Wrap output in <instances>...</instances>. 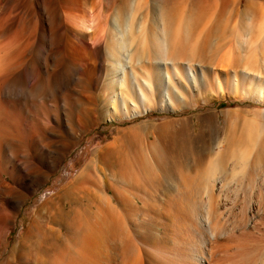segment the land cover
<instances>
[{
	"label": "bare ground",
	"instance_id": "1",
	"mask_svg": "<svg viewBox=\"0 0 264 264\" xmlns=\"http://www.w3.org/2000/svg\"><path fill=\"white\" fill-rule=\"evenodd\" d=\"M102 1L0 0V264H264V173L254 179L264 146L237 159L246 117L122 128L59 191L33 198L59 173L71 136L81 139L85 116L170 107L200 81L212 86L217 64L206 61L244 62V78L233 77L263 96V49L255 61L235 43L217 56L229 31L218 14L207 19L220 29L204 25L193 39L194 12L179 2ZM238 168L245 181L229 192ZM30 200L31 220L10 242Z\"/></svg>",
	"mask_w": 264,
	"mask_h": 264
},
{
	"label": "rangeland",
	"instance_id": "2",
	"mask_svg": "<svg viewBox=\"0 0 264 264\" xmlns=\"http://www.w3.org/2000/svg\"><path fill=\"white\" fill-rule=\"evenodd\" d=\"M115 2L119 3L118 0H116ZM175 2H179L180 5L182 6H180L179 3H175ZM101 3H102L101 7L105 8L104 3H106V0L104 1V3L103 1ZM162 4H166L168 7L170 5L177 7L178 5L181 8L180 9L179 7H177V9L179 8L178 9L179 11L180 10L182 12L186 11V13L184 14H188L187 12H192V13L194 12V14H192L193 15L192 26L195 25L196 23L197 25H195L196 30L193 29L194 26L192 27V30H191V32H195L194 35L193 33L191 34L193 36L192 37L193 39H195V37L199 35V31L201 32L202 31L201 29H203L206 26L208 28L212 24L211 27L214 25L213 28L215 29V27L218 24L217 21L213 23L212 20L209 21L208 19L215 18V20H217L216 15L218 14V17H219L218 22L220 23V20H223L221 21V23L222 22L223 23L222 24L220 23V26L221 25L223 26V24L228 25L229 31L228 30L226 31L225 30L226 28L223 29V27L221 26V29L223 31L224 30L226 31V33L224 31V35L222 33V35H218L219 36L218 37L215 35V34H218V32H216L215 34L213 32L211 34V37L213 39L214 37H216L214 40H212L213 43L215 42L216 44L217 41L219 42L222 41L223 43V48L219 52L220 54L217 56L223 55L224 53L223 51L226 52V50L229 48V46H231V44L232 46L234 45L233 43H235L236 45L234 46L236 50L232 46L230 48L232 50L234 49L237 52L239 51V53L241 54L243 53L242 55L245 58L250 57V54H255L254 55L255 58L257 56L256 55L257 53L259 54L260 57L263 55V52H264V47H263L264 46V0H175V1L174 0L173 1L164 0ZM190 9L192 11H190ZM200 13L204 15L203 19L201 20L202 22L199 19L196 20V18L201 17L197 15ZM207 15L212 18H209ZM222 17L223 19H221ZM131 20L132 22H130V24L132 25L134 21L133 25H135V22L137 20L136 19L135 20L131 19ZM149 20H150V16L147 22H149ZM220 26L216 28L220 29ZM225 34H227L226 37H225ZM224 37L228 38V40L226 39L227 41H225ZM224 44H227L225 45V47L227 46L226 48L224 47ZM251 49L252 50L255 49V50L252 51ZM262 49H263V52H261ZM216 58L218 57H215V59ZM252 58L253 57H250V59ZM257 58L259 59V57ZM217 60L206 61L208 64H211L210 66H212L213 63H215V65L217 64L215 68L213 67L214 70H211V76H209V78L211 79L210 83L212 84V86H210V84L208 83H203L202 81H200V85L198 88H196L192 92L185 91L184 93L185 97L181 98V100H177L173 102L172 106L170 107L164 108L160 104H156L154 105V107H151V108H147V106H143L141 107V109L143 110L141 113L131 114V115H126V114L123 115L122 113H120L117 116H112L113 118L111 116L108 117L106 114L105 116L103 115L104 117L103 116H85V119L87 120V122L85 120L86 129L81 139L79 138L76 139V137L71 136L72 145L70 146V151L67 153V156L63 161V165L59 173H55L52 176V180L49 182L47 187H45L44 191L42 190L38 193H35L33 195L34 196L33 198H35L36 196H40V197L44 196L46 191L49 194L50 192L52 193V192L59 191L62 185L70 181L71 178L73 179L75 175H77L79 171L82 170V167H84L85 164L89 162V159H91L93 152L112 143V141L118 135H120V132L125 128H130L133 126L144 124V129L149 130L150 122L156 123V124H162L172 119L180 121L182 118H185V117L194 118L195 122L197 124H200L201 119L203 117L207 116L208 114L214 111L217 113L218 120L221 123H224V119L227 116L229 118L232 117V119L236 117H242L245 119L246 117L247 118L246 121L248 120L247 121L248 123L252 121L251 122L253 124L252 127L249 124L247 125L244 123L243 125V122H240L241 130H242V134H241L242 135V138H241L242 146L240 147V144L237 146V149L240 151V154L239 152L237 153L240 155L238 156L239 158L237 157V154L235 155V157H233L234 159L237 157V159H241V160L242 159L244 160L247 157L245 161L247 160V162H251L254 156H256L257 150L260 148H263L264 146L263 145L264 144V123H262L263 127L261 125L259 126L258 121H256L254 118V117L256 118L264 117V85L262 86V89H261L262 94H263V96L261 97L259 96L260 93H255V90L253 89L249 90L248 88L245 87L247 81L243 84L238 85L237 84L238 79H235V77H233V71L236 70L238 71L239 76L241 74V79L244 78V76L241 73L243 69H247L244 66V62H242V64L241 62L232 63L230 66H228V68L227 66H225L227 68L226 69L224 66L218 65V64H222V61L219 62L221 59L218 61ZM104 72H105V69L103 70V73H102V82L104 81L103 80ZM213 72H214V78H212ZM231 72H232V77H231ZM261 72L263 74L261 78L264 80V69L261 68ZM226 74H229L230 78L227 79ZM219 76H220V81L218 80ZM205 99L207 100L206 103L203 102L205 101ZM261 127L263 131H262V134L258 138L259 129ZM250 135L252 137H250ZM205 140L211 141L210 136H206ZM199 144H202V143H199ZM243 144L245 145L243 146ZM247 148L248 149L251 148L249 149V152ZM263 164L264 163L261 162L259 168L262 167L261 169H263V166H264ZM261 169H258V174L254 178L255 181L257 182H260V179L262 178L263 173H264V171ZM237 170H239V168ZM234 171H228L229 174L226 175L227 177L226 181H228V187L230 188L228 189L227 187L228 190L227 189L226 190L229 192L231 190L232 192H234L233 190H235V185H237L238 182L242 183L243 181H245V177H244L245 170L244 169L241 168V170H239L240 172L238 171L236 173H233ZM237 177H238V180H236ZM30 204H31V200L28 203H26V205L22 209L21 217H19V219L16 221L17 224L13 223L14 225L12 228V232L10 234V242L16 241L19 238L20 234L26 229L27 225L29 224L31 217L33 215V211L30 207ZM21 227H24V228L22 229ZM13 264H19V262L13 261Z\"/></svg>",
	"mask_w": 264,
	"mask_h": 264
}]
</instances>
